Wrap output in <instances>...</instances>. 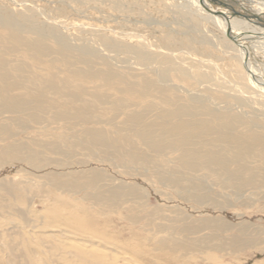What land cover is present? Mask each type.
Returning <instances> with one entry per match:
<instances>
[{"label": "rangeland", "instance_id": "rangeland-1", "mask_svg": "<svg viewBox=\"0 0 264 264\" xmlns=\"http://www.w3.org/2000/svg\"><path fill=\"white\" fill-rule=\"evenodd\" d=\"M183 1L0 0V42L12 46V35L20 34L49 49L86 46L99 57L89 58L91 70L83 62L69 70L73 58L29 50L34 59L20 47V77L9 74L0 88V264H264V177L219 179L187 169L177 153L145 147L139 129L149 120L132 124L116 106L91 109L67 100L97 103L115 94L144 105L154 94L141 93L145 83L155 85L164 72L181 97L190 91L219 110L245 101L232 114L264 127L259 99L248 89L247 61L240 63L212 15L207 20L193 8L186 23ZM254 41L251 65L263 82L264 43ZM246 49L240 51L248 57ZM104 60L115 72L111 83L92 79L106 69ZM121 74L137 88L128 81L116 86L121 92L110 89ZM35 75L47 91L63 90L57 86L68 80L67 97L47 93L44 103H30Z\"/></svg>", "mask_w": 264, "mask_h": 264}, {"label": "bare ground", "instance_id": "bare-ground-1", "mask_svg": "<svg viewBox=\"0 0 264 264\" xmlns=\"http://www.w3.org/2000/svg\"><path fill=\"white\" fill-rule=\"evenodd\" d=\"M180 7L187 12V17L185 18L186 23L187 19L191 20V13L189 12L192 11L191 9L193 8L196 9V12H202L201 14L205 15L207 20H209L210 15L217 20L216 24H218L222 30L224 41L228 42L229 46L239 53L238 58L240 63L242 64V62L247 61L248 64L245 69L247 70L246 78L249 85L248 89H252V98L259 99L257 106L260 112L264 114V81L261 82L260 78L258 80L257 73L254 69L255 66L252 67L253 65H251V53L249 51L251 49L250 45H248L249 42H253L254 40H260L264 43V0H249L248 5L241 4L237 0H184ZM12 26L11 24L5 23L2 28L4 27L5 29L14 31ZM195 29L198 30L196 27ZM23 33L25 32L22 31V34ZM37 34L40 35V38L46 37L43 33ZM106 45L109 48L113 46L108 43H106ZM20 47H24L27 56L34 59H36V56L35 54H31L30 51L44 56L48 54L47 56L49 58H56V60H62L63 62L73 58L74 61L69 63V70L76 66L77 62L80 64L83 62L88 69L91 70L93 69V62H91L89 58H99L98 55L86 46L76 48L65 44L61 45L59 49H49L48 46L41 43V40H23L20 34L12 35V46L5 44V42H0L1 54L10 55V59L7 57L0 59V70H7V72H5L6 77H3L4 80H0L2 83L0 88L6 87L5 80L9 74L20 77L18 75L20 69L17 68L20 65V58H23L22 55L19 57L21 51ZM245 47L250 53L248 57L245 56L246 53L243 50V52L240 51V49H245ZM139 60L145 61L146 58L143 57L142 54L139 56ZM103 62L106 69L93 74L92 79L102 77L103 81L111 83L115 77V72L110 70L111 68L107 60ZM258 62L255 63L258 64ZM9 67H14L12 71L15 72V74L8 71ZM179 72L182 78L188 76L183 70H179ZM74 74L77 75V72ZM204 76L203 74L201 76L203 82L205 81ZM169 78L170 77L166 73L162 72L160 75L157 74V79L154 81L155 85L145 83L144 88L148 90L144 89L141 93L145 95L150 91L154 94L149 95L148 98L151 101L144 105H139L141 104L140 102H123L120 98H117L115 94L113 98L106 96L102 99H97V103L90 101L93 97H88L87 99L82 97L78 99L75 95L68 96L67 100L70 101L69 99L72 98L71 104L73 106L81 105L91 109L101 106H116L119 108L121 115L131 120L129 122L134 120L136 121L134 123H144L146 120H149L147 122L150 123H145L144 129H139V131L142 130V132H145V137L142 138L145 147L154 149L160 154L172 155L177 153L178 162H180L182 166H186L187 169L189 168L190 170L193 169L196 171L202 169L219 179L227 175L235 180H238L241 175H244L242 178H247L248 175L251 176V178L257 176L264 177V127H261V123L257 120L246 121L242 116L238 114L235 116L232 114L233 107H236L237 104L243 105L245 101L236 102L235 105H231L232 108L230 107L222 110L215 109L212 106L213 101L211 102L209 100L211 105L207 106L206 102L208 99L194 95L190 91H185L186 96L184 97L178 95V92L183 90L176 86L172 87L166 84ZM207 78L209 77L206 75V80H208ZM117 79L119 83L112 82V84H110L111 86H107L112 89L116 88V86L119 87L121 84H126L129 81L130 83L126 84L127 86L134 88V90L137 88V84L131 80V76L129 75H117ZM43 82L44 81L37 75L30 77L29 83H31L32 86H27L29 94L31 95V99L28 100L30 103H44V100L47 98L45 97L47 93L49 95L54 93L58 96H54L56 99L67 97V88L65 87L66 83H69L68 80L67 82L64 80L63 82L60 81V86H57L64 88L63 90L55 89L47 91L45 87L49 85H45ZM116 89H119V92L122 91L121 88ZM170 92L176 94L170 95ZM7 93H9V91L1 95L5 96ZM143 94L140 96H143ZM48 103L50 102L47 101V104ZM56 103L57 102H53L52 104L57 105ZM53 105L49 104L50 107ZM29 116H31L30 113ZM234 123H237V125L233 126ZM148 138H152V140L150 141ZM134 160L136 161L137 159Z\"/></svg>", "mask_w": 264, "mask_h": 264}]
</instances>
